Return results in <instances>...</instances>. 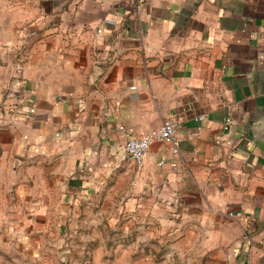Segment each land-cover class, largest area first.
I'll use <instances>...</instances> for the list:
<instances>
[{
	"label": "crops",
	"instance_id": "obj_1",
	"mask_svg": "<svg viewBox=\"0 0 264 264\" xmlns=\"http://www.w3.org/2000/svg\"><path fill=\"white\" fill-rule=\"evenodd\" d=\"M0 78V264H62L117 195L189 264H264V0H0Z\"/></svg>",
	"mask_w": 264,
	"mask_h": 264
},
{
	"label": "rangeland",
	"instance_id": "obj_2",
	"mask_svg": "<svg viewBox=\"0 0 264 264\" xmlns=\"http://www.w3.org/2000/svg\"><path fill=\"white\" fill-rule=\"evenodd\" d=\"M115 198L112 214L119 216L115 221L106 217L97 222L95 237L64 238L59 246L62 264H189L186 255L173 252L171 247L177 233L168 236L164 228L155 225L159 234L155 231V236L150 237L151 231H146L152 230L151 223L138 222L135 218L127 227L128 223L121 216L125 214L124 208L117 205L118 195Z\"/></svg>",
	"mask_w": 264,
	"mask_h": 264
},
{
	"label": "built area",
	"instance_id": "obj_3",
	"mask_svg": "<svg viewBox=\"0 0 264 264\" xmlns=\"http://www.w3.org/2000/svg\"><path fill=\"white\" fill-rule=\"evenodd\" d=\"M102 31L103 29L99 27L96 33L98 34ZM231 121L232 119L230 117H227L225 128L229 127ZM155 141L169 143L171 145V150L173 151V153H178L180 151V139L177 134V122L174 117L165 119L159 127L149 129L139 136L128 138L123 147L127 154L132 159H134L139 166H142L145 154L147 153L150 145ZM172 164L174 167L178 166V163L176 161H173ZM233 213L234 212H231L230 214ZM239 213L240 212H237V214ZM246 264H251V262L248 261L246 262Z\"/></svg>",
	"mask_w": 264,
	"mask_h": 264
}]
</instances>
